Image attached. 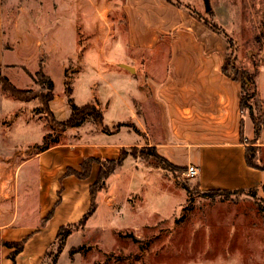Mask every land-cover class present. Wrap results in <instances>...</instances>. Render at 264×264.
<instances>
[{"label": "crops", "instance_id": "obj_1", "mask_svg": "<svg viewBox=\"0 0 264 264\" xmlns=\"http://www.w3.org/2000/svg\"><path fill=\"white\" fill-rule=\"evenodd\" d=\"M75 1L77 17L69 8L61 14L63 1L53 0L46 20L35 5L21 7L13 20L10 7L0 4V68L22 88L34 82L25 69L33 73L41 67L53 80L48 106L57 120L69 116L70 97L77 105L97 108L99 123L129 124L109 132L84 129L89 138L55 140L40 149L47 134L42 123H20L11 132L17 126L3 123L0 113V264L39 260L59 226L87 210L88 185L99 163L91 164L87 179L66 174L67 168L79 169L88 156L117 158L123 146L143 142L181 171L196 166L197 173L187 179L195 190L255 188L264 195V169L245 161L247 145L264 147V124L255 137L252 118L241 110L240 81L222 71L229 50L223 34L169 0H73L71 5ZM76 23H81V42ZM120 35L121 42L110 47L108 40ZM78 90L83 97L77 102ZM256 90L264 101V63L258 66ZM80 125L68 128L76 131ZM7 133L19 135L20 142L7 143ZM115 134L123 137L108 138ZM23 238L13 263L12 247L4 242Z\"/></svg>", "mask_w": 264, "mask_h": 264}, {"label": "rangeland", "instance_id": "obj_2", "mask_svg": "<svg viewBox=\"0 0 264 264\" xmlns=\"http://www.w3.org/2000/svg\"><path fill=\"white\" fill-rule=\"evenodd\" d=\"M19 1L0 0L1 5L10 7L13 20L21 14L23 6H37L44 20L52 14L53 0ZM61 1L65 5L60 9L61 14H68L69 8L70 14L77 17L80 13L76 11L77 2L71 5L73 0ZM173 1L206 18L231 37L232 42L228 44L230 64L252 68L264 63V0H207L208 10H205V0ZM88 17L89 13H86L83 18L86 28ZM76 25L77 38L81 42V23ZM43 26L46 27L47 22H43ZM121 39V35L111 37L108 44L113 47ZM26 64L34 67L32 60H26ZM25 72L28 74L29 71L25 69ZM0 74L4 75L1 68ZM21 89L27 92L24 91L21 97L15 96L4 89L0 81L2 122L17 126L38 120L37 123H42L47 132L38 145L43 141L85 139L84 129L109 132L129 124L123 120L105 125L97 121V116L87 113V121L76 131L68 127L51 131L50 114L40 98L45 86L34 81L31 87ZM70 93L73 96V92ZM82 93L80 90L75 94L77 102L83 97L80 96ZM25 97L28 99L24 100ZM252 98L254 115L264 119V101L257 95ZM245 120L247 126L249 115ZM15 128L11 132L18 131L19 126ZM29 128L34 131L35 127ZM115 135L108 138L123 137ZM4 139L10 144L20 142V136L11 133L5 134ZM148 146L141 142L122 147L123 157L95 192L96 207L92 214L75 221L61 249L57 248L56 241L53 242L54 237L53 244L33 264H264V195L258 194L256 189L211 195L201 194L198 190L187 194L184 184L189 185L188 177L181 170H167L152 162L146 153ZM252 159L264 164V147L257 146ZM75 170H81V164ZM97 176L98 173L88 185V193ZM44 234L46 237L52 235L51 229Z\"/></svg>", "mask_w": 264, "mask_h": 264}, {"label": "trees", "instance_id": "obj_3", "mask_svg": "<svg viewBox=\"0 0 264 264\" xmlns=\"http://www.w3.org/2000/svg\"><path fill=\"white\" fill-rule=\"evenodd\" d=\"M170 2H173L175 4L179 5V2H175L173 0H169ZM189 13H191L193 16H195L197 19L208 25L211 29H213L216 32L222 33L223 36L226 38L228 44L230 45L232 42L231 37L229 38L226 33H224L222 30L217 28L214 24H212L210 21H208L206 18L202 17L201 15L195 14L193 11L188 10ZM229 50L227 52V55L222 63V71L227 74L228 76L238 79L241 84V98H240V106L241 110L244 113H248L250 117L252 118L253 125H254V136L256 137L258 135V132L260 130L261 124H264V119H261L259 116H255L252 110V105L250 104V99L256 94V77L258 73V66L253 65L252 68L247 67H236L234 64H230L229 61ZM230 64V66H229ZM29 76L37 83L44 85L46 90L45 92H41L40 98L43 99L42 104L44 108L48 111L50 114V126L52 129L55 130V128H60V130H64L67 127L72 126H78L80 125L87 115V113H91L94 116H100V113L97 108H95L91 104H84V105H77L75 104L70 97H68V103L71 108V112L67 118L64 120H56L53 116L51 117V112L48 109L47 102L49 99L53 97V80L50 76L45 74L42 71V68L39 67L33 74L28 72ZM0 81L2 83V87L9 92H11L13 95L21 97L23 96L24 91L17 86H15L7 76L0 74ZM67 93L70 94V88L68 85L66 86ZM24 100H27L28 98H23ZM55 126V127H54ZM59 130V131H60ZM46 136V135H45ZM45 139V137H44ZM48 147V142L43 141V144L40 146V149H45ZM257 146L254 144H249L245 147V161L248 165L264 169V164H258L253 161L252 157L255 156ZM124 149L121 148V154L119 158L116 159H100L97 157H85L81 163V170H75L74 168L68 167L66 170V174H74L75 176L79 178H84L89 175L91 164L93 162L99 163V172L96 181L94 182V185L89 186V193H90V205L89 208L85 211V213L82 215L81 218H88L89 215L92 214V212L95 210L96 204H95V192L100 189L103 186V180L110 174V172L113 170V168L119 163L121 158L123 157ZM147 155L151 157L152 162H154L156 165H160L164 169L169 170H182L183 168L178 167L162 156H160L154 146H148L146 149ZM184 188L187 192V194H191L192 192H196L198 190H193L187 185L184 184ZM264 188V187H263ZM250 190H254L255 188H249ZM245 189H235V190H229V189H209V190H200L201 194H226L230 192H238V191H244ZM248 190V189H247ZM52 211L49 212L48 217H50ZM77 222V221H76ZM76 222H71L67 224L60 225L56 236L53 242H57V248L61 249V247L64 244V241L66 237L71 233L72 227L76 224ZM26 241V238H23L20 241H6L4 242L5 245L8 247H12V251L9 253V257L14 263L15 261V255L20 252L23 249L24 242ZM53 242L51 244H53Z\"/></svg>", "mask_w": 264, "mask_h": 264}, {"label": "built area", "instance_id": "obj_4", "mask_svg": "<svg viewBox=\"0 0 264 264\" xmlns=\"http://www.w3.org/2000/svg\"><path fill=\"white\" fill-rule=\"evenodd\" d=\"M197 167L194 165H189L184 171H182V173L186 176V177H192L197 173Z\"/></svg>", "mask_w": 264, "mask_h": 264}, {"label": "water", "instance_id": "obj_5", "mask_svg": "<svg viewBox=\"0 0 264 264\" xmlns=\"http://www.w3.org/2000/svg\"><path fill=\"white\" fill-rule=\"evenodd\" d=\"M204 2H205V10H208L209 9V5L207 3V0H205Z\"/></svg>", "mask_w": 264, "mask_h": 264}]
</instances>
